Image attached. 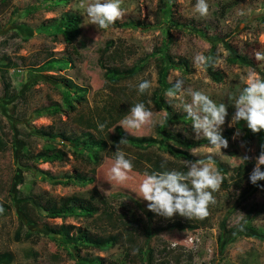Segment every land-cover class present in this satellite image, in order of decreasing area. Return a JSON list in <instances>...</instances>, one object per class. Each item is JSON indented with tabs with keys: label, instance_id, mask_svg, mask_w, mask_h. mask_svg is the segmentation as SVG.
I'll return each mask as SVG.
<instances>
[{
	"label": "rangeland",
	"instance_id": "374dc122",
	"mask_svg": "<svg viewBox=\"0 0 264 264\" xmlns=\"http://www.w3.org/2000/svg\"><path fill=\"white\" fill-rule=\"evenodd\" d=\"M32 1L0 0V55L6 53L17 58V66L7 72L16 94L11 100H0V136L4 144L0 150V207L3 208L0 212V252L13 254L10 264H75L59 236L48 232V228L60 224H72L93 235L117 234L118 241L111 248L98 250L84 245L76 248L79 255L95 259V264H185L190 258L194 264H264V211L246 222L248 208L264 197V187L240 201L241 191L249 181L255 157L261 152L264 141L248 142L243 139L241 130V135L233 139L239 127L229 126L235 108L228 98L239 95L245 87L240 77L248 72L264 79V61L255 59V52L264 53V0H207V18H197L196 0H175L170 14L176 23L174 26L161 13L159 0H122L123 16L101 32L95 25L83 26L85 17L84 10L79 8L80 0H68L52 11L23 15L22 9ZM66 11L79 13L81 17L78 39L85 41L84 48L77 47L75 42L66 44L60 35L53 39L38 31L39 25L51 22ZM132 22H139L143 27H132L129 24ZM166 29L170 34L169 53L174 60L185 58L189 70L184 72L180 65L171 68L167 82L175 83L177 77L183 78L185 89L203 90L217 104L225 103L228 110L222 126V135L229 143L227 148L217 152L209 145L180 146L191 155L195 147L199 157H194L211 155L226 169L220 172L216 164L209 161L223 180L219 191L213 193L216 203L208 206L209 214L202 220H190L178 213L172 219L164 218L149 211L148 202L137 197L145 172L187 171V159L171 155L157 145L143 148L122 145L121 151L132 161V172L122 184L113 182L111 186L105 181L117 150L110 140L112 125L119 124L136 103H144L154 113L155 123L134 130L132 134L156 136L155 125L168 111L171 117L166 124L168 131L179 134L186 143L198 140L192 130V121L182 107L172 105L190 103V96L169 103L164 90L161 95L166 105L157 103L158 62L150 54L165 36ZM218 48L223 63L215 69L223 74V79L216 82L204 67L197 74L191 58L201 52L206 57H216ZM59 51L71 55L66 67L34 74L29 71L49 59L60 60ZM230 56L235 62L229 61ZM137 64H143L141 72L118 84L112 85L103 78L104 67L124 69ZM60 77H69L79 86H85L86 101L78 103L73 112L66 110L35 119V108L52 101L62 102V88L55 84ZM143 80L152 81L150 94L138 92L137 86ZM87 117H91L96 126L99 122L111 128L90 130L83 122ZM33 126L53 134L37 135L32 133ZM86 130L105 138L108 143L98 164L87 162L79 153L80 147H70L64 140V136L82 138ZM50 146L63 149L65 160L34 161L31 157L32 153ZM244 156L250 159L241 160ZM35 169L49 171L58 177L81 173L93 180L51 185ZM101 187L110 191L108 196L101 193ZM70 195L90 199L98 212L92 217L65 219L41 217L38 213L37 203L46 206ZM19 222L23 223L22 233L30 230L37 234L31 240H15L14 231ZM195 233L199 234V244L198 251L193 254L185 240ZM172 242L176 243L175 247L171 246ZM30 249L37 252L36 257L26 256Z\"/></svg>",
	"mask_w": 264,
	"mask_h": 264
},
{
	"label": "trees",
	"instance_id": "16d2710c",
	"mask_svg": "<svg viewBox=\"0 0 264 264\" xmlns=\"http://www.w3.org/2000/svg\"><path fill=\"white\" fill-rule=\"evenodd\" d=\"M3 2L5 0H2ZM68 0H33L31 3L27 4L22 9L23 15H31L40 11L48 12L52 11L56 6L60 4H65ZM175 0H159V5L161 9V13L164 17L168 18V22L170 25L174 26L176 23L170 18L171 14V6L173 5ZM264 20V16H262ZM51 22L47 24H41L38 27V31L45 33L47 36H50L53 39H56L57 36H62L64 42L66 44H72L75 42L76 46H80L84 48L86 46L85 41L78 39V35L80 33V23L81 17L79 13L66 11L58 18L51 19ZM132 27H140L142 28V24L139 22L129 23ZM170 34L168 29L165 31V36L160 39L159 44H157L153 50L151 51V56L155 58L158 62V72H157V84L158 88L155 89V95L157 99V103L159 105L163 104L162 101V91L167 90L172 86L171 83H168L166 80L167 74L171 68H177L178 65L183 67L184 72H188V64L187 60L183 57L178 60H174V58L169 53V41ZM61 59L52 58L48 61L38 65L36 67H31L29 69L30 72L42 73L44 71L52 70V69H62L67 66L68 60L71 58V55L65 51L58 52ZM212 54V53H211ZM17 58L11 57L9 54H1L0 55V80L2 84V94L0 95V100H11L15 96V91L12 88L10 80L8 78L7 72L9 69L15 68L17 66L16 62ZM230 62H235V59L230 56ZM58 64H55L57 63ZM207 75L216 82H219L223 79V74L210 66L204 67ZM143 69V64L132 65L129 68L120 69L118 67H104L103 78L108 83L115 85L121 81L134 77ZM34 74V73H33ZM46 77V75H43ZM48 78V77H47ZM55 83L60 86L62 89L60 91L62 102L59 103L57 101L50 102L49 105H43L37 107L33 110V117L39 118L43 116H53L58 113H62L63 111L73 112L76 110L78 103H83L86 101V93L87 88L85 86H79L69 77H60L57 79ZM162 102V103H161ZM163 106V107H164ZM167 109V107H164ZM170 113L165 111L162 119L160 118L155 125L156 136H143V135H134L126 132L119 124L112 125V134H111V143L115 146L119 143L122 137L128 139V145L132 147H148L157 145L165 152H168L171 155L177 157H183L187 160H196L199 158L191 155L186 148L180 149L182 146L190 147V146H207L209 145L208 141L203 139L202 137L196 141H192L190 143H186L179 134L172 133L167 130L166 124L171 117H169ZM190 119V118H189ZM103 122V120H100ZM84 126L88 127L90 130L93 128H97L96 123L92 120L91 117H87L83 120ZM239 129L243 132V139L250 142L253 140H257L259 142L264 141V130H261L259 133H253L248 127L247 124L244 125V121H240L237 124ZM107 128H111L107 124ZM90 130H86L83 133L82 138L71 139L70 137H65L64 140L69 142L70 147L78 148L80 147L81 151L79 152L87 162H92L94 164H98L101 159V153L105 152L108 149V143L105 138L101 136L94 135ZM113 130H115L113 132ZM32 133L42 136H52V132L47 133L43 128L32 127ZM3 140L0 136V150L3 147ZM66 145V144H65ZM25 146V145H24ZM181 146V147H180ZM110 150L113 151L111 148ZM24 151H26L24 149ZM31 157L34 158V161H59L65 160L66 152L55 146L44 147L37 153H32ZM206 162H209L207 157L201 158ZM211 162H214L217 166V169L220 172H225L226 169L219 164V162L215 159H212ZM262 170H264V166H261ZM35 171L41 176L43 180L48 181L51 185H68L73 184L76 181H91L92 177H88L81 173H76L73 176H62L58 177L53 175L51 172L41 169H35ZM264 180H261L254 185L251 183L250 179L246 184V187L241 191V199L247 198L248 195L255 192L258 188L263 186ZM37 210L41 217L46 218H61L65 219L67 217H92L98 212V207L90 201V199H83L77 195H70L59 198L58 201H53L46 206L37 203ZM233 210V209H232ZM8 211V209H6ZM264 211V197L261 198L257 205H253L248 208V212L246 214V222L251 221L257 215ZM231 212V211H230ZM229 212V213H230ZM178 226V225H174ZM181 228V226H178ZM23 223L19 222L17 228L14 231V239L19 241L20 239L31 240L34 235L37 234L36 231H25L22 233ZM48 232L51 235H57L60 238L62 244L68 248L67 254L71 259L75 261V264H95V259L90 258L86 255H79V252L76 248L80 245H84L86 248H96L98 250H105L116 245L118 241L117 234H108V235H93L85 229L76 228L72 224H60L56 227L48 228ZM148 232L150 230L148 229ZM27 257H36L37 252L33 250L26 251ZM14 260V256L10 251L0 252V264H10ZM180 260V259H179ZM178 260V261H179ZM180 262V261H179ZM192 262V263H191ZM185 264H193L192 258H190Z\"/></svg>",
	"mask_w": 264,
	"mask_h": 264
},
{
	"label": "clouds",
	"instance_id": "9594fccd",
	"mask_svg": "<svg viewBox=\"0 0 264 264\" xmlns=\"http://www.w3.org/2000/svg\"><path fill=\"white\" fill-rule=\"evenodd\" d=\"M121 3L122 0H80L79 8L84 10L83 15L85 17L83 26L95 25L100 32L107 30L123 16ZM194 12L198 14L197 18H207L209 15L207 0H196ZM255 59L264 61V53L255 52ZM191 61L197 70V74L202 67L210 66L215 69L223 63L219 48L216 57H206L201 52L195 54ZM240 82L245 87L240 90L239 95L228 97L235 108L229 126L232 127L239 124L240 121H245L247 127L253 133H259L264 130V79L258 78L254 72H248L246 76L240 77ZM171 84L172 86L164 93L169 103L182 101L185 95L191 97L190 103L184 102L179 106L172 103V105L182 107V110L187 114L186 116L190 118L195 137L197 139L202 137L207 140L211 149L217 152L227 148L229 146L228 140L222 135V126L225 124L228 115L226 104H217L203 90H193L191 87L185 89L183 78L177 77L175 83L171 81ZM137 87L140 94L145 92L150 94L152 81L143 80ZM154 123V113L146 108L144 103H136L132 105L128 114L119 122V126L132 134L134 130L138 131L142 127L154 125ZM97 127L100 131H103L106 124L98 122ZM240 135L241 131L237 129L233 139ZM127 144L128 139L124 137L116 144L117 150L105 175V181L110 183L111 186H113V182L122 184L129 178V173L132 172V161L127 159L125 153L121 151V146ZM191 153L199 157L195 147L191 149ZM240 159L248 160L250 157L244 156ZM208 160H212L211 155H209ZM185 166L187 168L186 172L165 170L163 172H152L151 174L144 173L136 194L138 198L148 202L147 208L149 211L167 219H172L177 213L181 217L190 220H202L208 216V206L216 203L213 193L219 191L223 178L210 162H206L201 158L195 161L187 160ZM261 166H264V146H262L259 155L255 157V167L249 176L251 183L254 185L264 180V170ZM100 191L106 196L110 192L103 187L100 188ZM2 211L3 208L0 207V212Z\"/></svg>",
	"mask_w": 264,
	"mask_h": 264
},
{
	"label": "built area",
	"instance_id": "2783aa9c",
	"mask_svg": "<svg viewBox=\"0 0 264 264\" xmlns=\"http://www.w3.org/2000/svg\"><path fill=\"white\" fill-rule=\"evenodd\" d=\"M185 242H187L190 245V251L195 254L198 251V244H199V234L195 233V234H191L188 235L187 240H185ZM176 243H171L172 247H175ZM194 264V263H193Z\"/></svg>",
	"mask_w": 264,
	"mask_h": 264
}]
</instances>
